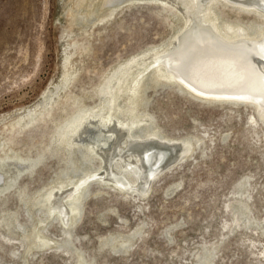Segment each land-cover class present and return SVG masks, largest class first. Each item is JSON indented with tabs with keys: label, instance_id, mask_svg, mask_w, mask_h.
<instances>
[{
	"label": "rangeland",
	"instance_id": "obj_1",
	"mask_svg": "<svg viewBox=\"0 0 264 264\" xmlns=\"http://www.w3.org/2000/svg\"><path fill=\"white\" fill-rule=\"evenodd\" d=\"M220 1L222 22L264 24V18ZM126 3L0 0V163L32 162L30 173L12 189L0 187V264L77 262L76 255L70 259L43 243L40 250L25 252L27 236L44 217L36 203L64 180L72 158L85 164L77 173L69 171L74 180L104 166L99 149V156L84 149L93 162L82 161L78 153L69 160L65 135L100 109L117 75L127 67L143 68L134 66L167 47L185 25L169 4ZM157 87L138 106L153 118L140 122L139 129L153 124L182 148L183 140L191 139V153L186 151L185 160L166 169L137 201L93 182L73 231L76 246L95 264H204L208 259L210 264H264V122L255 107ZM119 162L114 161L117 171ZM246 179L250 183L241 186ZM90 184L87 178L67 200ZM43 233L66 238L58 221ZM126 240L133 246L129 253L120 246Z\"/></svg>",
	"mask_w": 264,
	"mask_h": 264
},
{
	"label": "bare ground",
	"instance_id": "obj_2",
	"mask_svg": "<svg viewBox=\"0 0 264 264\" xmlns=\"http://www.w3.org/2000/svg\"><path fill=\"white\" fill-rule=\"evenodd\" d=\"M120 1L169 4L181 12L185 25L167 47L154 50V53L136 62L134 68H143L133 72V68L127 67L117 75L110 82V94L100 109L89 116L87 114L78 125L67 131L64 150L69 160L78 153L82 161L91 162L93 158L88 152L96 155L101 152L99 159L104 166L80 178L76 175L78 179L74 180L69 171L77 173L85 164L72 158L64 180L41 195V200L36 203V207H40L38 212L44 217L39 222L41 227L35 225L33 232L27 236L31 239L25 251L29 255L33 247L40 250V243H43L48 251L62 252L70 259L76 255L75 264H95L94 260H85L73 240V231L82 219L84 199L92 183L115 188L137 201L149 194L152 182L166 169H172L185 160L186 151L191 153V139L183 140L182 148L175 144L174 139L160 135L153 124L139 129L140 122L149 124L153 120L138 107L145 102L149 89L167 86L203 101L253 106L264 122V24L222 22L217 9L220 0H184L183 3H176L175 0H105V3L122 4ZM224 1L247 15L264 18V0ZM150 59L152 61L145 65ZM120 100L127 105L120 104ZM251 120L256 121L254 118ZM113 125L114 128H110ZM115 160L122 161L119 162V171L114 169ZM31 168L30 161L12 159L1 162L0 187L15 186L18 178L30 173ZM87 178L91 184L82 186L83 189L78 191L80 193L67 200ZM249 183L250 180L246 179L241 186ZM246 200L247 203L249 197ZM55 221L64 230L66 238L63 240L43 233ZM20 226L22 229L23 226ZM120 246L123 253L133 250L129 240L123 241ZM261 253L264 256V246ZM210 262L211 259H208L204 264ZM25 264L29 261L26 260Z\"/></svg>",
	"mask_w": 264,
	"mask_h": 264
}]
</instances>
